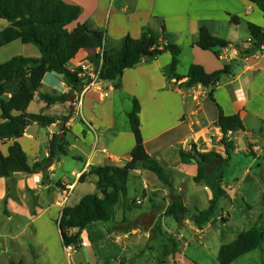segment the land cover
<instances>
[{
	"label": "crops",
	"instance_id": "crops-1",
	"mask_svg": "<svg viewBox=\"0 0 264 264\" xmlns=\"http://www.w3.org/2000/svg\"><path fill=\"white\" fill-rule=\"evenodd\" d=\"M62 1L81 9L79 18L70 25V29L78 23L90 22L104 32L110 47H117L126 36L139 38L146 27L159 32L164 25L173 37L172 42L181 47V53L189 49L185 54L189 52L188 56H191L190 65H200L207 73H212L230 64L232 72L213 87L198 85L181 89V81L166 78V67L171 57L169 53H163L153 61L142 62L123 71L118 87L97 82L83 87L81 93L74 92L72 100L67 103L47 107L37 98L31 102L27 109L29 113L66 119L63 126L69 142L68 155L55 156L50 165H47L48 161L35 173L18 172L10 178H0V264H9L10 261H23L26 264H119L120 260L129 264L122 257L129 243L132 248L140 244L146 251L156 254L153 248H146L145 241V244L140 243L138 236L142 233L145 239L155 237L154 232L163 226V219L167 217L164 212L173 201L181 200L188 207L187 202L193 197L185 194L186 184L183 189L180 183L184 182L183 179L187 180L186 169L195 168L196 173H191L194 178L197 167L182 164L178 150L187 152L194 144L200 152L212 151L200 148H210L215 141L219 144L222 135L213 124L218 119L220 108L226 116L238 114L244 125L243 131L228 136L236 149L226 166L234 165L237 171H232L231 182L224 174L222 185L226 187L227 194L222 199L227 203L232 202V207L236 201H241L248 214L244 218H233L223 207L219 210L218 202V212L220 216H228L226 221L216 214V220L201 230L194 227L189 218H184L180 223L174 221L176 226L171 240L181 251L169 254V259L164 261L156 258L157 264H185L181 252L192 240L184 232L186 229H195L190 235H200L201 243L208 250L212 249L216 256L222 244L230 242L246 229L237 223L244 220L249 227L264 210V52L249 53L241 48L250 38L247 23L264 27V16L247 0ZM5 26L6 23L0 21V29ZM200 27H206L213 36L227 41L229 48L220 50L218 57L197 48L194 44L198 40ZM242 27L247 35L239 39ZM223 54L225 58L221 57ZM27 57L39 58L40 54ZM85 60L86 52L80 51L70 61L69 68L86 64ZM178 60L176 73L184 76L190 65L187 70L179 71L180 56ZM69 91L62 75L46 73L42 79V93L63 94ZM79 96L82 98L77 103ZM132 100L140 105L144 148L164 168L171 183L164 185L149 171H132L130 174H135L142 182L144 194L135 199L140 200L141 204L126 202V207L125 201L120 198L115 207L114 221L82 231L79 245H72L68 250L62 245L58 227L62 210L76 205L83 196L97 192L96 178L90 175L80 183V175L86 173L90 166H122L130 159L134 137L127 114L131 110ZM118 102L129 107V110L124 109L126 123L117 120ZM60 128L56 123L47 127L33 124L25 129L18 142L29 166L47 158L48 143L53 134L60 133ZM9 143L0 142L3 155L7 154ZM215 151L225 158L220 144ZM67 158L73 164L64 168ZM147 196L150 210L132 213L131 206H142ZM194 206L199 209L197 205ZM128 218H132V221ZM145 218H157L155 221L158 223L149 229L134 223V220ZM158 218L161 219L158 221ZM221 223H233L235 235H229L226 229L223 232L219 226ZM153 229V233H150ZM28 230L34 236L33 242L28 239ZM75 232L70 230V234ZM167 233L171 235V232ZM179 244L184 246L179 247ZM20 250L24 251L20 253ZM260 250L264 255V243ZM143 252L139 255L145 256Z\"/></svg>",
	"mask_w": 264,
	"mask_h": 264
},
{
	"label": "trees",
	"instance_id": "trees-1",
	"mask_svg": "<svg viewBox=\"0 0 264 264\" xmlns=\"http://www.w3.org/2000/svg\"><path fill=\"white\" fill-rule=\"evenodd\" d=\"M264 16V0H247ZM81 9L62 0H0V21L6 26L0 29V48L20 41L24 45L35 46L39 58L14 56L0 63V142L9 143L7 154L0 152V178H10L18 172L35 173L55 156H67L69 142L65 138L64 117H50L41 113H29L28 106L36 98L47 107L63 104L72 100L74 92L81 93L90 80L83 76L80 66L69 68V63L80 51L86 52V62L98 72V82L111 83L119 86L123 71L134 68L142 62H150L163 53H169L171 60L166 67V78L180 82L181 89H191L198 85L213 87L224 76L231 74V65H224L220 70L207 73L200 65L189 66L184 76L176 73L181 47L172 42L164 25L159 32L144 28L139 38L124 37L117 47L107 45L104 32L90 22L70 25L77 21ZM247 29L252 40L249 53L264 46V27L248 22ZM202 51L212 52L216 57L220 50L230 44L213 36L206 27L198 30V40L194 44ZM37 63L36 67L25 68L29 62ZM46 73H56L64 77L69 93L48 94L40 92L42 79ZM185 79L184 81H182ZM140 105L132 100V107L127 114L134 146L129 154L130 159L122 166H90L86 173L80 175L82 183L87 176L96 178V193L83 196L80 201L62 210L58 221L62 245H79L80 233L97 224H109L114 221L115 207L120 198L126 205L127 183L130 173L134 170L149 171L164 184L170 185L167 172L146 152L141 136ZM59 123L60 133L53 134L48 143V156L40 162L29 166L27 157L18 140L27 127L37 124L47 127ZM222 137L219 144L224 152L223 158L217 151L200 152L194 144L187 152L178 150L182 164H194L197 174L193 178L196 184L204 185L212 192L208 206L191 211L181 200L173 201L165 210L164 215L171 217L176 223L189 218L194 227L201 230L205 225L216 220L218 202L226 196L223 184L224 167L229 162L231 153L236 149L229 140V134L243 131L244 125L238 114L226 116L219 108L217 121L213 124ZM212 164L214 165L211 168ZM6 201L4 200V206ZM4 213L7 211L4 208ZM226 221L225 217H222ZM75 234H70V230ZM172 248L164 247V255H174L176 242L168 239ZM264 243V214L256 222L239 232L233 240L222 244L217 252L219 264H231L238 258L258 249ZM9 264H26L23 261H10ZM30 264H37L35 262ZM119 264H126L120 260ZM162 264V262H160Z\"/></svg>",
	"mask_w": 264,
	"mask_h": 264
},
{
	"label": "rangeland",
	"instance_id": "rangeland-1",
	"mask_svg": "<svg viewBox=\"0 0 264 264\" xmlns=\"http://www.w3.org/2000/svg\"><path fill=\"white\" fill-rule=\"evenodd\" d=\"M243 29H241V31L239 32V39H243L247 34L246 31H244V27H242ZM236 43V42H235ZM188 50H186L185 52L180 53V65L178 67L179 71H184L187 70L188 66L190 65L191 61V56L189 57V52L187 54H185ZM31 55H39V51L38 49L33 46V45H24L22 44L20 41H14L12 43H10L8 46H5L3 48H0V63H3L9 59H11L14 56H23V57H27V56H31ZM129 105V104H128ZM124 109L125 110H129V107H124V105H122L121 102H118L116 105V112H117V120L119 123H126V115L124 113ZM1 115V112H0ZM242 148V147H241ZM200 149H208V150H217L219 149V144L216 143V141L214 142V146L210 147V148H200ZM190 150V148L188 149V151ZM234 157V156H231ZM71 164H73V161L69 158L66 159V163L63 164L64 168L69 167ZM213 164L211 166V168H213ZM193 169H186L187 172V180L183 179V181H181L180 186L184 189L186 184V188H185V194L192 196L193 198L188 201V207L191 211H194V209H196V207L194 205H197V207L199 209H205L208 206V202L209 199H211L212 197V192L211 190H209L207 187H205L204 185H198L193 181V176H192V172L193 174L196 173L195 168L192 167ZM237 171V167L234 165H229L224 167V172H225V176L228 179V181H232V171ZM169 176V175H168ZM171 176V175H170ZM171 178V177H170ZM171 183V182H170ZM127 189H128V194L126 197V202L131 204L132 202H135L136 198H140L141 196H143V189H142V182L141 179L139 177H137L135 174H130L129 176V180H128V184H127ZM88 191V190H87ZM149 196V194H148ZM148 196L146 197V200L144 202V204L142 206H131V212L132 213H141L144 211H148L150 210V202L148 200ZM219 210L223 207L224 211L230 212L231 217L233 218H244L245 215L248 214L247 209L245 208V206L243 205V203L241 201H236L234 203V206L232 207V202L231 203H227L226 200L224 199H220L219 200ZM222 205V206H221ZM262 208V206H261ZM264 210H261V214H264V212H262ZM218 217L219 219L221 218L219 212L217 211ZM260 214V215H261ZM224 217V216H222ZM188 218V217H187ZM225 218L228 219V216H225ZM132 221V218H128ZM157 218H145V220H134V223H138L140 224L142 227H144L145 229H149V227H153L155 226L158 222L155 221ZM161 218H158V221ZM142 221H144L142 223ZM160 224V223H159ZM237 225L239 227H243L247 228L248 224H246V222L244 220H241L240 223H237ZM168 227H172V230H169ZM175 226L176 223L174 222V220L171 217H166L165 219H163V226L161 225V228L159 227L160 230L156 232H154V234L156 233V238L155 237H151V238H147L145 239V237L143 236L144 234H140V236H138V240L140 243H144V241L146 242V248H149L156 253L153 254L152 252H149L148 250L146 251V249H144L143 246L136 245L135 244V248H132V244L129 243L127 248L126 253L122 254L123 258H126L129 261V264H157V258H159V261H164L166 259H169L170 255L166 256L164 255V247L165 245H168V248H172V244L169 242L168 239H172L174 237V234H172V232H174L175 230ZM221 227V230L223 232H225L224 230L226 229V231H228L229 235H235L236 230L234 228L233 223L230 224H223L222 223L219 225ZM195 229H189V230H185V233H188V237H191V243L189 242L187 244V247L181 252L184 262L185 264H219L216 256L214 255V253H212V249L208 250L205 247V244L201 243V236L200 235H190V233H193ZM153 233V230H150ZM167 232H171V235H169ZM28 239L30 242L34 241V236L32 235V233L30 232V230H28ZM231 233V234H230ZM225 234V233H223ZM142 235V236H141ZM151 236V235H150ZM227 241V240H226ZM229 241V240H228ZM133 243V242H131ZM228 243V242H226ZM145 244V243H144ZM143 244V245H144ZM178 244V242H177ZM225 244V243H224ZM180 246H184L182 244H179ZM261 246L250 252L249 254L242 256L240 258H238L237 260H235L233 263L231 264H262V262H264V255H262L261 250H260ZM10 250V249H9ZM142 250L144 251L143 253L144 255H139L140 252H142ZM179 251H181L180 248L177 247L175 248V253H177ZM24 250H20L19 252H23ZM11 255V254H10ZM217 255V254H216ZM3 256V255H1ZM181 256V257H182ZM157 257V258H156Z\"/></svg>",
	"mask_w": 264,
	"mask_h": 264
},
{
	"label": "built area",
	"instance_id": "built-area-1",
	"mask_svg": "<svg viewBox=\"0 0 264 264\" xmlns=\"http://www.w3.org/2000/svg\"><path fill=\"white\" fill-rule=\"evenodd\" d=\"M229 48V47H228ZM228 48H225V49H222V51L228 49ZM241 48L244 50V51H250L251 48H252V40L251 38H248L241 46ZM264 52V46H260L259 49L253 51L252 53H256V54H260ZM221 57H224V54L221 55ZM81 69L83 70V73L82 75L83 76H87L88 79L90 80V82L86 85V87H89L91 85H93L94 83H97L98 82V72H96L93 67L89 64V63H86V64H83L80 66ZM82 96H79V100L77 101V103H80V100H81ZM136 204L137 205H140L141 204V201L140 200H136ZM72 245H69L67 246L66 248L69 250L71 249Z\"/></svg>",
	"mask_w": 264,
	"mask_h": 264
},
{
	"label": "water",
	"instance_id": "water-1",
	"mask_svg": "<svg viewBox=\"0 0 264 264\" xmlns=\"http://www.w3.org/2000/svg\"><path fill=\"white\" fill-rule=\"evenodd\" d=\"M37 66V63H34V62H29L27 65H25V68L27 69V68H29V67H36ZM53 162V160L51 159L50 161H49V164H47V165H50L51 163ZM59 231H60V229H59Z\"/></svg>",
	"mask_w": 264,
	"mask_h": 264
}]
</instances>
